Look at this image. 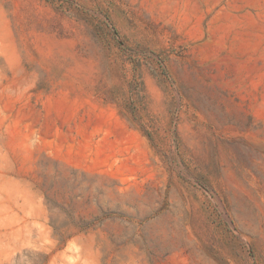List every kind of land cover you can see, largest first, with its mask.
Instances as JSON below:
<instances>
[{
	"label": "rangeland",
	"instance_id": "374dc122",
	"mask_svg": "<svg viewBox=\"0 0 264 264\" xmlns=\"http://www.w3.org/2000/svg\"><path fill=\"white\" fill-rule=\"evenodd\" d=\"M0 264H264V0H0Z\"/></svg>",
	"mask_w": 264,
	"mask_h": 264
}]
</instances>
